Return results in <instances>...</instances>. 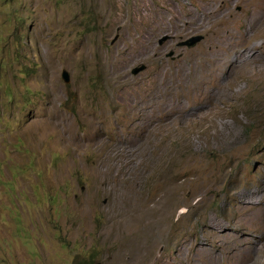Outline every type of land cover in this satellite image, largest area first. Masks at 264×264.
Returning a JSON list of instances; mask_svg holds the SVG:
<instances>
[{"label": "rangeland", "instance_id": "obj_1", "mask_svg": "<svg viewBox=\"0 0 264 264\" xmlns=\"http://www.w3.org/2000/svg\"><path fill=\"white\" fill-rule=\"evenodd\" d=\"M0 264H264V0H0Z\"/></svg>", "mask_w": 264, "mask_h": 264}, {"label": "water", "instance_id": "obj_2", "mask_svg": "<svg viewBox=\"0 0 264 264\" xmlns=\"http://www.w3.org/2000/svg\"><path fill=\"white\" fill-rule=\"evenodd\" d=\"M170 38V35L166 34L164 35L160 41H163L164 39ZM204 38L203 34H198L195 36H192L186 40H182L178 43L179 46H188V47H194L196 46L202 39ZM175 50H171L169 52V56H174ZM146 68V64H142L134 69V73H137L143 69ZM63 77L65 78V81H69V75L66 71L63 72Z\"/></svg>", "mask_w": 264, "mask_h": 264}, {"label": "bare ground", "instance_id": "obj_3", "mask_svg": "<svg viewBox=\"0 0 264 264\" xmlns=\"http://www.w3.org/2000/svg\"><path fill=\"white\" fill-rule=\"evenodd\" d=\"M170 1V0H169ZM166 2H168V1H166ZM173 3V2H172ZM165 5V4H164ZM168 5V4H167ZM166 5V6H167ZM173 5V4H172ZM170 7H171V5H170ZM172 7H174V6H172ZM171 7V8H172ZM199 7H201V6H199ZM167 8V7H166ZM172 9H174V8H172ZM199 9V8H198ZM167 11H168V9H166ZM170 10V9H169ZM185 11H186V9H185ZM185 11L183 12V13H180V14H178V16H174L175 18H176V22L177 23H181L182 21H183V18H184V13H185ZM188 11H189V13H190V15H192V12H191V9H188ZM199 11H201V10H199ZM202 12H203V14H204V12L206 13H210V14H214V13H217V11L215 10V9H211V8H205V9H203V6H202ZM231 35V34H230ZM233 35V34H232ZM228 36V35H227ZM237 36V35H236ZM241 36H243L244 37V35H241ZM231 37V36H230ZM226 38V37H225ZM238 38H240V37H238ZM245 38V37H244ZM222 39V38H221ZM228 39V38H227ZM241 40V39H240ZM239 40V41H240ZM143 50V49H142ZM247 50V49H246ZM244 52V51H243ZM248 52V51H247ZM244 54H245V52H244ZM248 55V54H247ZM243 56V55H242ZM241 56V57H242ZM239 57V56H238ZM238 59V58H237ZM236 61V60H235ZM245 70V69H244ZM250 77V76H249ZM58 130V129H57Z\"/></svg>", "mask_w": 264, "mask_h": 264}]
</instances>
